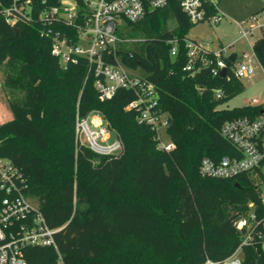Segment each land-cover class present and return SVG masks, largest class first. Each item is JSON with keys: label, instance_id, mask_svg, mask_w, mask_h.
<instances>
[{"label": "trees", "instance_id": "trees-1", "mask_svg": "<svg viewBox=\"0 0 264 264\" xmlns=\"http://www.w3.org/2000/svg\"><path fill=\"white\" fill-rule=\"evenodd\" d=\"M0 1V9L10 2ZM42 1L34 0L32 21L10 24L0 11L2 87L13 113L0 123V156L23 173L28 196L48 225L59 228L57 250L29 247L28 264H56L58 252L64 264L223 262L241 242L234 222L249 202H260V188L249 174L205 177L199 166L203 157L219 160L235 153L221 133L226 121L263 108H218L244 90L243 82L230 70L224 77L209 68L186 70V39L197 23L178 0H167L126 24L121 34L138 39L118 50L129 70L155 85L159 109L168 113L167 132L175 147L160 149L155 130L138 120L140 111L127 108L137 98L132 89L101 99L86 56L63 64L53 55L55 33L71 29L55 22L49 32L38 14L60 0ZM252 47L264 68V31ZM92 112L100 113L121 139V154L100 155L78 142L77 115ZM242 260L264 264V243L244 246Z\"/></svg>", "mask_w": 264, "mask_h": 264}, {"label": "built area", "instance_id": "built-area-1", "mask_svg": "<svg viewBox=\"0 0 264 264\" xmlns=\"http://www.w3.org/2000/svg\"><path fill=\"white\" fill-rule=\"evenodd\" d=\"M178 1L193 23L210 21L217 24L225 16L220 10L221 0ZM45 2L42 1L43 4ZM166 3L167 0H60L57 5L44 6L38 15L49 26V32L50 25L55 22L71 29V33H55L53 55L63 64L76 59V56H86L96 76L95 87L101 99L112 98L121 88L132 89L137 98L127 108H137L140 111L138 120L155 130L158 147L170 151L175 145L167 132L169 116L159 109L155 85L129 70L118 56L119 48L131 41L121 34L125 32L126 24L143 19L149 10L162 8ZM0 4L3 5L1 1ZM36 9L34 0H10L0 11L7 22L16 24L32 21ZM236 24L238 39H245L253 46L252 37L264 31V9ZM172 43L171 53L176 55L178 42L173 40ZM186 48L188 63L185 68L192 73L209 68L217 76L221 75L222 68L227 67L226 76L230 70L235 78L242 80L254 76L257 69L250 56L236 67H229L227 59L231 54H228L227 46L211 50L189 38L186 39ZM110 57L114 61H109ZM236 58L237 54L235 61ZM215 96L221 98L223 91L217 89ZM247 106H261L263 109L256 115L247 114L228 120L221 128L222 135L234 146L235 153L219 160L203 157L199 170L202 176L221 179L251 175L260 188V202H249L246 212L234 222L241 237L237 250L223 262L207 259L203 264H243L242 248L257 242L264 243V103L253 98ZM76 137L78 142L100 155H119L123 151L121 139L98 112L77 115ZM27 186L23 173L10 159L0 156V264H28L25 253L32 246H48L57 250L55 235L59 228L48 225L39 205L28 196ZM56 264H64L59 252Z\"/></svg>", "mask_w": 264, "mask_h": 264}, {"label": "rangeland", "instance_id": "rangeland-1", "mask_svg": "<svg viewBox=\"0 0 264 264\" xmlns=\"http://www.w3.org/2000/svg\"><path fill=\"white\" fill-rule=\"evenodd\" d=\"M262 7H264V0H221L220 10L225 15L221 22L217 24L210 21L199 22L189 31L188 36L190 39L203 43L208 49L219 50L222 46H227L228 54L236 53L237 58L231 64V68L236 67L247 56H250L257 66L254 76L242 79L244 90L219 106V109L242 107L247 105L253 98H257L264 103V68L259 65L252 45L245 39H238L239 28L236 24V22L250 17ZM170 23L174 25L173 20ZM260 36L261 33H256L251 39L252 42L254 43ZM131 39L136 38L131 37ZM230 44L233 45L230 46ZM2 80L3 72L0 69V123L9 121L13 117L6 93L2 87Z\"/></svg>", "mask_w": 264, "mask_h": 264}, {"label": "water", "instance_id": "water-1", "mask_svg": "<svg viewBox=\"0 0 264 264\" xmlns=\"http://www.w3.org/2000/svg\"><path fill=\"white\" fill-rule=\"evenodd\" d=\"M235 56H236L235 53L231 54L229 56V58H228L229 61L233 63L235 61ZM226 73H227V67L222 68V70H221V76L222 77L226 76Z\"/></svg>", "mask_w": 264, "mask_h": 264}, {"label": "crops", "instance_id": "crops-1", "mask_svg": "<svg viewBox=\"0 0 264 264\" xmlns=\"http://www.w3.org/2000/svg\"><path fill=\"white\" fill-rule=\"evenodd\" d=\"M236 54V53H235Z\"/></svg>", "mask_w": 264, "mask_h": 264}]
</instances>
